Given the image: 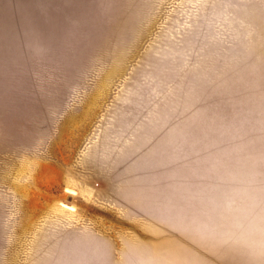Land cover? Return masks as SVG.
Returning <instances> with one entry per match:
<instances>
[{
  "label": "rangeland",
  "instance_id": "rangeland-1",
  "mask_svg": "<svg viewBox=\"0 0 264 264\" xmlns=\"http://www.w3.org/2000/svg\"><path fill=\"white\" fill-rule=\"evenodd\" d=\"M0 264H264V0H0Z\"/></svg>",
  "mask_w": 264,
  "mask_h": 264
}]
</instances>
